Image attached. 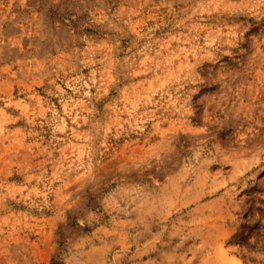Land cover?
Returning <instances> with one entry per match:
<instances>
[{"label":"rangeland","instance_id":"rangeland-1","mask_svg":"<svg viewBox=\"0 0 264 264\" xmlns=\"http://www.w3.org/2000/svg\"><path fill=\"white\" fill-rule=\"evenodd\" d=\"M0 264H264V0H0Z\"/></svg>","mask_w":264,"mask_h":264}]
</instances>
